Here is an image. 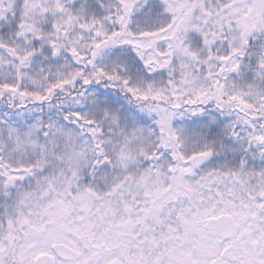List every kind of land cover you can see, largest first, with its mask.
Segmentation results:
<instances>
[{
    "label": "snow or ice",
    "instance_id": "1",
    "mask_svg": "<svg viewBox=\"0 0 264 264\" xmlns=\"http://www.w3.org/2000/svg\"><path fill=\"white\" fill-rule=\"evenodd\" d=\"M0 264H264V0H0Z\"/></svg>",
    "mask_w": 264,
    "mask_h": 264
}]
</instances>
